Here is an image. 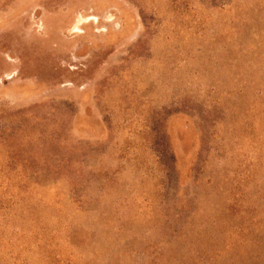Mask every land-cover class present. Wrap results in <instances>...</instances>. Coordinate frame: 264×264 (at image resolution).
Returning a JSON list of instances; mask_svg holds the SVG:
<instances>
[{"label":"rangeland","instance_id":"rangeland-1","mask_svg":"<svg viewBox=\"0 0 264 264\" xmlns=\"http://www.w3.org/2000/svg\"><path fill=\"white\" fill-rule=\"evenodd\" d=\"M0 264H264V0H0Z\"/></svg>","mask_w":264,"mask_h":264}]
</instances>
